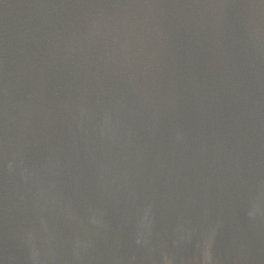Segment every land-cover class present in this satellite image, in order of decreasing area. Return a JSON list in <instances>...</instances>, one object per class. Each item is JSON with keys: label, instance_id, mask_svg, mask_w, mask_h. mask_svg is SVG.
Here are the masks:
<instances>
[{"label": "water", "instance_id": "95a60500", "mask_svg": "<svg viewBox=\"0 0 264 264\" xmlns=\"http://www.w3.org/2000/svg\"><path fill=\"white\" fill-rule=\"evenodd\" d=\"M0 264H264V0H0Z\"/></svg>", "mask_w": 264, "mask_h": 264}]
</instances>
